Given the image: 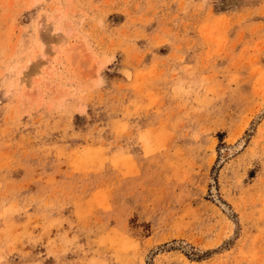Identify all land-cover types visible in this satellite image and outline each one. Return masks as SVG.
Here are the masks:
<instances>
[{
  "label": "rangeland",
  "instance_id": "374dc122",
  "mask_svg": "<svg viewBox=\"0 0 264 264\" xmlns=\"http://www.w3.org/2000/svg\"><path fill=\"white\" fill-rule=\"evenodd\" d=\"M0 264H264V0H0Z\"/></svg>",
  "mask_w": 264,
  "mask_h": 264
}]
</instances>
